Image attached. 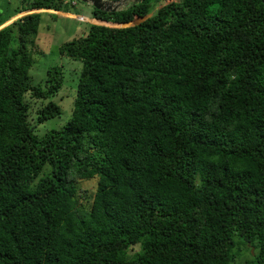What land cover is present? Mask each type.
<instances>
[{"label":"trees","instance_id":"obj_1","mask_svg":"<svg viewBox=\"0 0 264 264\" xmlns=\"http://www.w3.org/2000/svg\"><path fill=\"white\" fill-rule=\"evenodd\" d=\"M16 7L0 28L71 13ZM90 7L59 49L82 63L72 117L43 135L29 99L37 125L59 118L65 80L31 76L43 13L0 29V264H264V3Z\"/></svg>","mask_w":264,"mask_h":264},{"label":"rangeland","instance_id":"obj_2","mask_svg":"<svg viewBox=\"0 0 264 264\" xmlns=\"http://www.w3.org/2000/svg\"><path fill=\"white\" fill-rule=\"evenodd\" d=\"M66 2H68L69 12L80 13L91 17L93 8L88 4L80 0H66ZM132 2L133 1L130 0L123 1L122 8L128 7ZM19 5H21V0H0V12L4 11L5 14L6 12L12 14L13 9ZM33 13H43L42 22L36 37L38 49L41 51L40 53L34 54L35 64L31 70L33 81L37 84H43L47 79L48 68L54 66L63 67L65 77L62 89L57 95L50 99V101L57 103L62 108V115L59 118L49 120L43 125H37L34 121L36 118V111L47 102L29 99L32 107L30 120L33 119L32 123L35 125L36 131H38L40 135H43L49 130L63 128L72 117L74 98L77 91L82 63L73 61L67 57H62L59 53V49L63 44L86 34L90 22L87 20L82 21L80 17L70 16L62 11L36 10L20 13L18 16L5 23L1 28ZM96 182V180H91L81 181L80 183L82 190L81 196L83 198L81 201L86 205H89L92 201L96 191Z\"/></svg>","mask_w":264,"mask_h":264},{"label":"water","instance_id":"obj_3","mask_svg":"<svg viewBox=\"0 0 264 264\" xmlns=\"http://www.w3.org/2000/svg\"><path fill=\"white\" fill-rule=\"evenodd\" d=\"M86 4H90L93 7H95L98 10L101 11H107V12H115L120 10V8L118 7V4L115 2H112L111 0H80ZM133 2H140V1H146V0H130ZM264 3V0H261ZM120 3H122V1H120ZM117 6V7H116ZM7 26V25H5ZM4 26V27H5Z\"/></svg>","mask_w":264,"mask_h":264},{"label":"crops","instance_id":"obj_4","mask_svg":"<svg viewBox=\"0 0 264 264\" xmlns=\"http://www.w3.org/2000/svg\"><path fill=\"white\" fill-rule=\"evenodd\" d=\"M22 1V0H21ZM89 6H92V5H90L89 4ZM49 11H51V10H49ZM66 14H68V15H70V16H76V17H80L81 19H82V21H85V20H87V21H89L90 23H92V19H91V17H89L88 15L86 16V15H83V14H80V15H75L74 13H66ZM79 14V13H78Z\"/></svg>","mask_w":264,"mask_h":264},{"label":"clouds","instance_id":"obj_5","mask_svg":"<svg viewBox=\"0 0 264 264\" xmlns=\"http://www.w3.org/2000/svg\"><path fill=\"white\" fill-rule=\"evenodd\" d=\"M111 1L117 3V4H118V7L121 8L122 5H123V4H122L123 1H127V0H111ZM120 1H122V3H120ZM34 11H36V10H34Z\"/></svg>","mask_w":264,"mask_h":264}]
</instances>
